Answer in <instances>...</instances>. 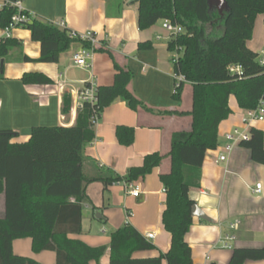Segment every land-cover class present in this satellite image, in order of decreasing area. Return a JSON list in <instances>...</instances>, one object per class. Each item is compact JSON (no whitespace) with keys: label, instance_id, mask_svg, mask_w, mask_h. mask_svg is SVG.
<instances>
[{"label":"trees","instance_id":"1","mask_svg":"<svg viewBox=\"0 0 264 264\" xmlns=\"http://www.w3.org/2000/svg\"><path fill=\"white\" fill-rule=\"evenodd\" d=\"M137 4L139 31L161 20L170 21L185 31L173 36L168 48L171 53L182 49L174 72L183 75L187 82L173 97L182 101L186 85L191 84V111L176 113L192 118V130L175 132L172 150L167 156L160 152L149 154L143 166L130 168L125 177L112 170H101L94 179L102 181L106 188L122 182H137L159 168L166 157L170 158V173L160 176L167 195L163 225L171 235L169 251L159 257L135 258V253L153 250L155 246L126 224L111 235L110 264H194L187 242L195 205L189 192L201 186L206 154L219 146V126L233 113L230 98L234 96L239 108L245 111L264 105V65L260 55L247 46L257 16L264 15V0H227L228 9L223 14L218 9L210 10L209 0H139ZM16 13L11 6L1 11L0 29L8 28ZM222 20L225 32L222 37H216L215 31ZM22 29L29 30L32 39L41 46L39 59L24 56V62L57 64L75 44L90 48L88 43L72 38L68 29L44 19L35 17ZM150 46L140 44L139 49ZM15 47H18L16 39H0V62L8 61ZM113 62L114 84L97 87V101L84 102L78 108L73 126L33 128L26 143L16 142L19 134L13 130H0V194L6 200L5 213L0 217V264H39L14 253V240L24 238L32 239L35 253L55 252L56 264H91L106 253V247L93 248L82 240L70 238L82 233L87 183L83 163L86 148L96 138L92 120L95 114L101 116L120 99L134 111L140 108L151 111L129 89L132 72L121 68L114 59ZM239 66V74L231 72ZM22 84L43 86L52 81L45 74L26 73ZM62 100V114L68 115L73 104L71 94L64 93ZM157 114L175 113L159 111ZM116 131L120 145L126 147L134 142L133 128L120 126ZM249 134L247 140L239 143L240 147L250 151L255 164L264 166V131L252 128ZM230 259L229 264L258 262L264 260V248H236Z\"/></svg>","mask_w":264,"mask_h":264},{"label":"crops","instance_id":"2","mask_svg":"<svg viewBox=\"0 0 264 264\" xmlns=\"http://www.w3.org/2000/svg\"><path fill=\"white\" fill-rule=\"evenodd\" d=\"M24 6L37 19L72 33L97 34L100 44L96 50L102 51L95 52L89 68L74 67L73 56L80 48L77 44L57 64L24 62V56L39 59L41 46L32 39L29 30H13L11 36L18 47L11 51L8 61L0 62V130H13L19 134L16 142L26 143L33 128L73 126L80 106L79 91L87 84L113 85L116 75L113 59L121 68L130 70L133 74L130 91L151 111L143 108L134 111L120 99L100 114L94 127L96 138L86 148L83 163L87 183L82 233L70 238L93 248L106 247L104 256L91 264H110L111 235L130 224L144 237L155 235L149 240L155 249L137 252L135 258L167 253L171 235L163 225L167 195L160 176L170 173V158L166 157L159 168L136 182L141 188L138 198L126 195L124 182L106 188L102 181H94L101 170H112L125 177L130 168L143 166L147 155L160 152L167 156L175 132L192 130V118L178 114L191 111L192 86L186 85L182 101L173 97V54L168 48L170 35L163 29L164 21L139 31L138 4H130V0H24ZM253 29L247 46L264 57V15L257 16ZM3 38L4 30L0 29V39ZM140 44L151 46L139 49ZM26 73L45 74L52 84L25 86L22 78ZM64 93H70L73 100L68 115L62 114ZM229 105L233 113L219 126L218 148L206 154L201 186L189 192L190 198L211 219L206 222L194 217L187 235L194 264H229L236 248H264V166L255 164L250 151L240 144L232 152H226L228 135L235 130L250 132L252 128L264 131V120L246 128L243 124L246 111L239 108L234 96ZM159 111L175 114L160 115ZM120 126L134 129L135 138L130 146L120 145L116 131ZM225 155V162L220 161ZM259 183L262 189L256 194L254 190ZM5 208V195L0 194V217ZM235 223L239 228L232 230L230 225ZM227 234L234 236L232 248L228 249L221 242ZM12 249L39 264H56V253L48 250L35 253L30 238L14 240ZM246 264H264V260Z\"/></svg>","mask_w":264,"mask_h":264},{"label":"built area","instance_id":"3","mask_svg":"<svg viewBox=\"0 0 264 264\" xmlns=\"http://www.w3.org/2000/svg\"><path fill=\"white\" fill-rule=\"evenodd\" d=\"M9 6L16 9L17 13L13 17V22L9 25L8 28L4 29V36L6 39L11 38V33L15 29H22L25 24L30 23L35 18V15L28 12L24 6V0H0V12L3 11L5 8H8ZM163 29L169 33L170 39L173 36L183 34L185 31L182 27L178 25L172 24L170 21H164L163 23ZM72 38H79L81 41L86 42L90 45V48H79L74 56H73V65L74 67H81V68H89L91 60L93 59V56L96 52L97 46L100 44L97 34L93 32L85 33V34H78V33H70ZM3 38V39H5ZM176 55H173L171 59L172 64H176L182 55V49H177L175 52ZM172 53V54H173ZM261 62L264 65V57H261ZM231 72L234 73H240L241 67L232 68ZM173 81L174 82V89L173 94L177 92V90L180 88V86L183 83H186L187 80H185V77L181 74H177L174 72L173 74ZM96 93H97V87L95 85H90V87H85L81 91L78 92L77 99L79 100V104L81 107L84 102H90L94 103L97 101L96 99ZM99 115H94L92 123L94 125L97 124L99 120ZM264 120V105L260 104L256 110L252 111H246L245 117L243 119V124L246 128L250 127L254 123H257V121H263ZM250 137L249 132H243L239 130H235L232 134L228 135V140L230 141L229 144L226 146V152H232L237 144H239L242 140H247ZM226 155L222 156L220 158V161L225 162ZM125 184V190L126 195L133 196V197H140L141 194V188L139 184L136 182H124ZM262 189V183H259L256 185L254 193L259 194ZM238 223L232 224L231 229L237 230L239 228ZM154 234H147L146 239L152 240L154 239ZM234 240V236L227 234V236H224L221 238V242L224 243L225 248H232L230 242Z\"/></svg>","mask_w":264,"mask_h":264},{"label":"water","instance_id":"4","mask_svg":"<svg viewBox=\"0 0 264 264\" xmlns=\"http://www.w3.org/2000/svg\"><path fill=\"white\" fill-rule=\"evenodd\" d=\"M139 0H130V4H136ZM210 10L218 9L219 14H223L225 11H227V0H209ZM4 63H1V68H3ZM192 215L193 217H197L203 221L210 222V218L205 214L204 211H202L198 205H194L192 209Z\"/></svg>","mask_w":264,"mask_h":264},{"label":"rangeland","instance_id":"5","mask_svg":"<svg viewBox=\"0 0 264 264\" xmlns=\"http://www.w3.org/2000/svg\"><path fill=\"white\" fill-rule=\"evenodd\" d=\"M223 22H224V20H222L221 21V24H220V26L216 29V31H215V36L216 37H222V35L224 34V32H225V30H224V26H223ZM209 34L211 35V36H213L211 33H210V31H209ZM173 55H176V53H173ZM188 85V84H187Z\"/></svg>","mask_w":264,"mask_h":264}]
</instances>
